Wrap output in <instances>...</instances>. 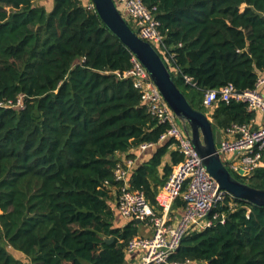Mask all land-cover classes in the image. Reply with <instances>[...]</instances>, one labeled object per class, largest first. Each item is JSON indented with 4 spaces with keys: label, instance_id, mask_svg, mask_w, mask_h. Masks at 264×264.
Masks as SVG:
<instances>
[{
    "label": "trees",
    "instance_id": "1",
    "mask_svg": "<svg viewBox=\"0 0 264 264\" xmlns=\"http://www.w3.org/2000/svg\"><path fill=\"white\" fill-rule=\"evenodd\" d=\"M142 1L157 8L179 70L172 75L195 110L207 112V90L255 89L264 76V0ZM41 2L0 0V104L24 97L22 109L0 106V264H125L140 232L137 222L116 226L118 155L158 145L168 126L143 105L132 79L118 77L131 69L132 53L96 10L79 0ZM254 116L244 103L222 102L211 118L221 131ZM172 144L130 176L154 206L173 170L159 176ZM172 157L173 165L182 161ZM234 176L264 189L263 168ZM215 212L225 223L188 234L173 260L264 264V206L228 198Z\"/></svg>",
    "mask_w": 264,
    "mask_h": 264
},
{
    "label": "built area",
    "instance_id": "2",
    "mask_svg": "<svg viewBox=\"0 0 264 264\" xmlns=\"http://www.w3.org/2000/svg\"><path fill=\"white\" fill-rule=\"evenodd\" d=\"M88 10H96L92 0H79ZM122 16L134 24L130 27L144 41L152 44L164 59L169 70L175 74L179 70L174 67L175 54L165 44V35L160 30L161 22L156 17L157 8L147 7L142 0H114ZM132 67L125 73L117 72L122 79L130 78L134 87L140 92L143 105L158 120L159 124L168 126L160 141H173V146L181 155L182 161L173 167L167 183L156 195V205H152L140 190L132 188L131 169L134 161L128 157L119 159L113 172L114 188L118 191L117 209L120 216L127 222H140L152 229V235L134 237L126 248V257L139 255L138 264H196L180 263L173 260L185 237L194 231H204L214 227L218 222L225 223V214L214 212L232 195L221 190L218 183L207 171L203 158L195 148L191 138L179 125V121L160 90L153 82L143 64L132 54ZM187 84L195 87L192 79L184 76ZM264 77H259L255 89L239 91L233 84L220 89L207 90L203 105L209 118L222 102L244 103L248 111L260 115L263 123L257 124L254 116L249 122L232 124L221 130L222 142L217 146L222 160L231 173L242 179H249L258 169H264ZM23 96L17 103L10 101L0 106L22 109ZM154 146L144 143L139 149L145 151ZM111 186L109 182L105 183ZM184 201L182 215L173 219L175 202ZM250 213V212H249ZM200 264H209L203 262Z\"/></svg>",
    "mask_w": 264,
    "mask_h": 264
},
{
    "label": "water",
    "instance_id": "3",
    "mask_svg": "<svg viewBox=\"0 0 264 264\" xmlns=\"http://www.w3.org/2000/svg\"><path fill=\"white\" fill-rule=\"evenodd\" d=\"M92 1L97 14L107 28L146 68L220 189L237 199L263 207L264 189L254 188L231 173L217 149L222 142L221 131L214 129L213 122L206 113L195 110L191 106L157 49L136 34L122 16L114 0ZM260 15L264 18V14L260 13ZM107 241L112 243L113 239Z\"/></svg>",
    "mask_w": 264,
    "mask_h": 264
},
{
    "label": "crops",
    "instance_id": "4",
    "mask_svg": "<svg viewBox=\"0 0 264 264\" xmlns=\"http://www.w3.org/2000/svg\"><path fill=\"white\" fill-rule=\"evenodd\" d=\"M264 77V76H263ZM262 92L264 93V88H262ZM256 119H257V124L261 125L263 123L262 117L260 115H255ZM212 120V118H210ZM166 142L168 141H160V143L158 145H154L152 147H150L149 149L145 150V151H140L139 147L132 149L129 153L127 154H119L118 158L119 159H124L125 158H129L131 160L134 161L132 169H131V173L140 165L144 164L145 162H148L152 156L154 155V153L156 152L157 148L159 146H162L164 144H166ZM173 152H177L176 151V147L171 146L169 152L165 155V157L163 158L162 164L158 169L159 172V176L162 178L165 174V167L166 166H171L174 167L175 165H173V157H172V153ZM163 187V186H162ZM161 188V187H160ZM159 188V190H160ZM158 190V191H159ZM113 191V200L111 202V206L112 208L116 211V226L118 227H124L127 222L120 216L118 209H117V197H118V191L116 188L112 189ZM182 211H183V207L182 208H175L174 207V211H173V219L177 220L178 218L181 217L182 215ZM137 225L140 227L141 225H144V233L145 235L142 236H150L152 235V229L151 227H149L148 225L146 226V224L144 223H138ZM140 231V230H139ZM140 235V234H139ZM139 259L140 256L134 255L132 258H128L127 257V261L125 264H138L139 263Z\"/></svg>",
    "mask_w": 264,
    "mask_h": 264
},
{
    "label": "rangeland",
    "instance_id": "5",
    "mask_svg": "<svg viewBox=\"0 0 264 264\" xmlns=\"http://www.w3.org/2000/svg\"><path fill=\"white\" fill-rule=\"evenodd\" d=\"M52 2H53V0H42L41 4H42L43 6H47L48 8H50ZM51 8H52V7H51ZM128 22H129L130 25L133 26V28H134V24L132 23V21L128 19ZM179 125L181 126L180 123H179ZM146 226H147V225H146ZM144 227H145L144 225H141V226L139 227L140 235H145V233H144V230H145Z\"/></svg>",
    "mask_w": 264,
    "mask_h": 264
}]
</instances>
